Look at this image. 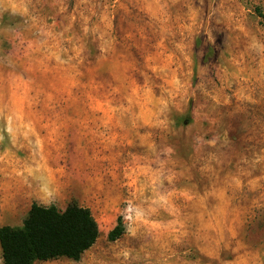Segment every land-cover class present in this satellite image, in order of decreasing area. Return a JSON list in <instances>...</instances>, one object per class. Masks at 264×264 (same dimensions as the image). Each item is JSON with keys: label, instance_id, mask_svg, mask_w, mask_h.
<instances>
[{"label": "rangeland", "instance_id": "1", "mask_svg": "<svg viewBox=\"0 0 264 264\" xmlns=\"http://www.w3.org/2000/svg\"><path fill=\"white\" fill-rule=\"evenodd\" d=\"M72 199L35 264H264V0H0V226Z\"/></svg>", "mask_w": 264, "mask_h": 264}, {"label": "trees", "instance_id": "2", "mask_svg": "<svg viewBox=\"0 0 264 264\" xmlns=\"http://www.w3.org/2000/svg\"><path fill=\"white\" fill-rule=\"evenodd\" d=\"M122 233L119 222L109 231L110 240ZM99 234L91 210L72 199L60 209L33 202L22 224L0 226L3 264H35L65 257L78 260Z\"/></svg>", "mask_w": 264, "mask_h": 264}]
</instances>
